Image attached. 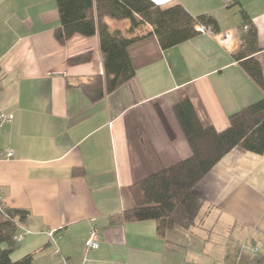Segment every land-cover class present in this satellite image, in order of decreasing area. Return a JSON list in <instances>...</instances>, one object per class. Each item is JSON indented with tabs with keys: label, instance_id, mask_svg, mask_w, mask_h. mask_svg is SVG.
<instances>
[{
	"label": "crops",
	"instance_id": "obj_1",
	"mask_svg": "<svg viewBox=\"0 0 264 264\" xmlns=\"http://www.w3.org/2000/svg\"><path fill=\"white\" fill-rule=\"evenodd\" d=\"M152 1L211 14L219 32L200 33L167 51L153 35L137 41L129 48L135 76L92 101L82 85L104 71L98 35H74L62 44L55 36L61 25L56 0H0V110L14 114L0 127V195L3 208L29 212L18 231L28 233L15 242L13 260L245 264L250 255L243 246L236 252L237 242L264 243V153L239 148L195 186L203 207L192 228H171L161 238L155 221L122 218L133 206V184L193 154L173 111L182 96L200 123L217 132L229 126L230 115L263 97L232 58L243 18L229 12L239 6L249 15L264 72V0ZM105 22L112 31L130 27L128 20ZM150 30L144 26L131 36ZM93 227L99 247L89 250ZM50 230L58 231L56 243Z\"/></svg>",
	"mask_w": 264,
	"mask_h": 264
},
{
	"label": "trees",
	"instance_id": "obj_2",
	"mask_svg": "<svg viewBox=\"0 0 264 264\" xmlns=\"http://www.w3.org/2000/svg\"><path fill=\"white\" fill-rule=\"evenodd\" d=\"M60 28L55 36L65 43L74 35H98L103 61V74H98L82 85L92 101L102 99L135 76L129 48L147 36H155L163 51H167L205 31L219 32L218 20L211 14L192 15L180 3L170 6L152 0H56ZM241 43L232 53L263 97L229 116V126L217 132L212 126H203L190 99L182 96L173 106L175 116L189 141L191 157L165 168L133 184L130 194L133 206L122 213L124 221L153 220L157 235L165 237L175 227L190 229L195 226L203 207L195 186L212 167L234 148L257 154L264 153V72L255 57L258 47L257 29L242 8ZM128 20L126 33L110 30L105 19ZM144 26L151 30L131 36ZM90 55L71 60L84 62ZM0 212V264H31L30 256L15 261L11 257L19 226L28 218L23 209L3 208Z\"/></svg>",
	"mask_w": 264,
	"mask_h": 264
},
{
	"label": "built area",
	"instance_id": "obj_3",
	"mask_svg": "<svg viewBox=\"0 0 264 264\" xmlns=\"http://www.w3.org/2000/svg\"><path fill=\"white\" fill-rule=\"evenodd\" d=\"M199 31H201L202 33L203 32H208V31H205V29L203 27H199L198 28ZM223 42L225 44H228V38L227 36H224L223 37ZM14 119V114L13 113H7V112H4V111H1L0 110V127H3L4 125L12 122V120ZM13 151L12 150H8L6 153H5V158L6 159H11L13 157ZM0 212L3 213L5 216V212L3 210V207H2V197L0 195ZM20 228V226H19ZM28 233V231L24 230V232L22 233H17L15 236H14V241L16 243H20L24 237V234ZM57 235H58V231L57 230H50L48 231V236L50 238V240L54 243H56L57 241ZM85 246L87 249L89 250H95L99 247V237H98V231L96 228H91L89 233H88V237L85 241ZM252 251H257L256 247L254 249H252ZM57 253H58V250H57ZM239 264V263H237Z\"/></svg>",
	"mask_w": 264,
	"mask_h": 264
},
{
	"label": "rangeland",
	"instance_id": "obj_4",
	"mask_svg": "<svg viewBox=\"0 0 264 264\" xmlns=\"http://www.w3.org/2000/svg\"><path fill=\"white\" fill-rule=\"evenodd\" d=\"M230 9H231L230 12H229L230 15H232L234 13V15H236L237 17H239L240 19H242L241 12H240V7L239 6H235L234 9L233 8H230ZM244 240L237 242L235 248H236V252H238V250L242 246L245 247V249H242L243 253L250 255V257L248 258V261L245 262V264H264V243L261 240H259V242L257 243V245H255L257 251H252V249H254L255 246L254 247L251 246V244H252L251 241H246L245 243L242 244V242H244ZM262 253H263V256L260 257V255Z\"/></svg>",
	"mask_w": 264,
	"mask_h": 264
}]
</instances>
